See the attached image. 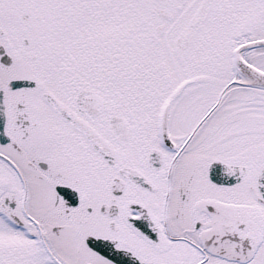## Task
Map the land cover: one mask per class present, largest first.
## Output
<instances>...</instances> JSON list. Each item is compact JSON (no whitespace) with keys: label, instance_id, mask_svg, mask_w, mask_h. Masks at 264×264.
<instances>
[{"label":"snow or ice","instance_id":"6c2138e0","mask_svg":"<svg viewBox=\"0 0 264 264\" xmlns=\"http://www.w3.org/2000/svg\"><path fill=\"white\" fill-rule=\"evenodd\" d=\"M0 264H264V0H0Z\"/></svg>","mask_w":264,"mask_h":264}]
</instances>
